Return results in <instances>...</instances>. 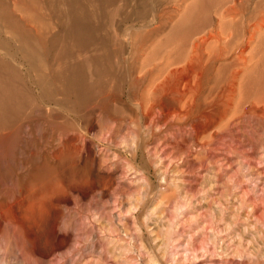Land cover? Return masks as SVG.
<instances>
[{
    "label": "rangeland",
    "instance_id": "obj_1",
    "mask_svg": "<svg viewBox=\"0 0 264 264\" xmlns=\"http://www.w3.org/2000/svg\"><path fill=\"white\" fill-rule=\"evenodd\" d=\"M57 1L1 0L12 16L26 22L36 34L49 37L62 32L65 25L66 17L57 10ZM100 1L98 6H91L96 12L95 22L100 25L99 46L76 50L65 62L101 54L107 47L116 51L123 81L118 97L111 99L113 113L109 116L114 119L129 116L138 92L135 80L161 62L162 56L175 48L173 53L180 54L181 60L186 57L188 47L181 46L176 31L190 22L192 10L202 0ZM228 9L236 12L229 15ZM204 14V24L199 22L192 32L194 39L221 29L225 23L226 33L236 42L227 50L240 42V47L247 44L241 48L245 56L242 61L257 49L262 56L264 0H215ZM256 25L259 28L255 35H245L249 27L254 29ZM9 33L0 31V38L9 39ZM213 45L211 40L207 48L212 51ZM15 57L17 63L22 62L20 56ZM217 75L215 72V79ZM220 117L211 121L215 126L200 143L187 136L160 132L162 123L155 127L154 136H147L145 125L137 131L128 118L123 130L113 136V148L105 156L99 150L106 129H101L99 138L79 142L83 143L81 155L84 159L90 157L92 164L83 172V182L98 186L102 182L111 187L105 191L92 189L89 194L92 210L102 214L101 225L108 233V228L113 230V242L108 245V260L113 259V264H264V132H246L258 122L251 116L243 117L239 125L231 121V116ZM237 129L244 130L239 133L242 140L237 137ZM231 137L236 141L231 143ZM58 145L56 141L55 146L62 148ZM50 160L57 162L56 158ZM65 180L62 176L59 182ZM139 195H145V199H136ZM87 202L88 198L78 192L68 194L62 190L46 204L45 211L38 210L37 223L27 239L30 264L77 263L81 218L87 214L80 208ZM7 210L9 214L17 213ZM22 236L18 233L19 238ZM0 264L22 263L4 259L0 248Z\"/></svg>",
    "mask_w": 264,
    "mask_h": 264
},
{
    "label": "bare ground",
    "instance_id": "obj_2",
    "mask_svg": "<svg viewBox=\"0 0 264 264\" xmlns=\"http://www.w3.org/2000/svg\"><path fill=\"white\" fill-rule=\"evenodd\" d=\"M213 1L202 0L192 10L190 22L176 31L181 46L188 47L186 57L181 60L180 54L173 53L175 48L162 56L160 63L135 80L138 92L129 116L113 119L109 116L113 113L111 99L118 97L123 81L116 51L104 42L105 52L65 62L76 50L99 46L101 30L91 6H98L101 1L58 0L57 10L65 15V25L62 32L49 37L36 34L30 25L12 16L0 0V31H9L11 36L0 38V248L4 259L31 263L26 252L27 239L37 223L38 210L45 211L51 198L64 190L88 198L80 208L87 214L81 218L76 264H113V259L108 260L113 230L108 228L112 232L109 234L101 225L102 214L92 210L89 194L90 190L105 191L111 187L102 182L100 186L83 182V172L92 164L90 157L84 159L81 155L83 143H79L99 138L103 129L108 134L101 140L103 148L99 154L103 156L113 148V136L123 130L126 118L137 131L145 125L147 136H154L155 127L162 123L160 132L187 136L195 143L213 129L211 121L217 116H231V121L237 123L251 116L258 122L246 132H264V53L259 56V49L255 53L253 48V55L242 61L245 56L242 57L241 48L247 44L240 47L238 42L234 49L227 50L236 42L226 33L225 23L221 29L193 38V30L205 21L204 12ZM234 11L228 9L229 15ZM256 26L249 27L245 35H255L259 28ZM211 40L212 51L207 48ZM3 53L9 56L4 57ZM16 55L21 63H17ZM241 132L244 130L237 129L238 139ZM56 141L62 148L55 146ZM235 141L231 137V143ZM53 158L57 162L50 160ZM62 176L66 180L60 183ZM145 195L141 196L145 199ZM7 209L17 213L9 214Z\"/></svg>",
    "mask_w": 264,
    "mask_h": 264
}]
</instances>
